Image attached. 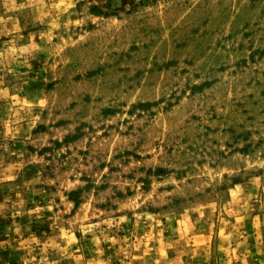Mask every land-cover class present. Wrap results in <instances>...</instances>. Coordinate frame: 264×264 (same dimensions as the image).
Wrapping results in <instances>:
<instances>
[{"label":"rangeland","instance_id":"374dc122","mask_svg":"<svg viewBox=\"0 0 264 264\" xmlns=\"http://www.w3.org/2000/svg\"><path fill=\"white\" fill-rule=\"evenodd\" d=\"M0 264H264V0H0Z\"/></svg>","mask_w":264,"mask_h":264}]
</instances>
